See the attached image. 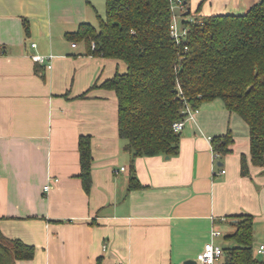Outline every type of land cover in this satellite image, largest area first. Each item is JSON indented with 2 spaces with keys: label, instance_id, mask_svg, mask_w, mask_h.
I'll return each mask as SVG.
<instances>
[{
  "label": "crops",
  "instance_id": "obj_1",
  "mask_svg": "<svg viewBox=\"0 0 264 264\" xmlns=\"http://www.w3.org/2000/svg\"><path fill=\"white\" fill-rule=\"evenodd\" d=\"M187 1L192 11L200 0ZM260 1L204 0L205 12L245 13ZM100 14L106 0H0V227L36 248L17 264H184L208 242L224 249V264L243 214L254 216L260 255L264 167L251 162L249 125L222 99L206 101L180 132L178 154L133 157L116 92L102 86L127 66L70 39L83 23L98 27ZM229 131L232 152L217 154L212 139ZM81 136L91 140L90 192Z\"/></svg>",
  "mask_w": 264,
  "mask_h": 264
},
{
  "label": "trees",
  "instance_id": "obj_2",
  "mask_svg": "<svg viewBox=\"0 0 264 264\" xmlns=\"http://www.w3.org/2000/svg\"><path fill=\"white\" fill-rule=\"evenodd\" d=\"M171 19L170 0H106L98 27L83 23L70 34V39L86 43L89 54L127 66L102 84L116 92L125 149L133 157L178 154L180 133L174 123L186 117L185 103L199 109L203 102L222 99L249 125L251 162L264 167V0L242 14L187 19V51L171 36ZM231 134L212 139L217 154L232 152ZM79 146L81 179L90 192V137L81 136ZM241 172L249 174L245 155ZM132 174L131 189L139 185ZM235 225L231 238L238 245L227 249L224 264H264L253 248L254 216H238ZM35 253L34 245L6 237L0 227V264L30 260Z\"/></svg>",
  "mask_w": 264,
  "mask_h": 264
},
{
  "label": "built area",
  "instance_id": "obj_3",
  "mask_svg": "<svg viewBox=\"0 0 264 264\" xmlns=\"http://www.w3.org/2000/svg\"><path fill=\"white\" fill-rule=\"evenodd\" d=\"M189 8V4L187 0H170V9H171V24H170V33L173 39L176 41L178 45H183L184 50H189V29L186 25L185 21L187 19L193 21L194 16L192 15H186V12ZM33 46H36V44H33ZM73 46H77V43H73ZM96 43H92V49H95ZM35 59L38 62L45 63L46 58L44 56H35ZM49 68L51 65L49 64ZM199 109H193L191 105L186 102L185 103V109L184 112L186 113V117L182 120L176 121L174 123V129L177 133H180L185 124L186 121L189 119H194L195 113ZM122 170H125V167L121 168ZM222 172H225V170H222ZM59 179L55 178V182H58ZM52 187L51 184H48L45 186V190H49ZM213 236H219L221 235V231L219 230H213L212 232ZM259 254H262L264 256V244L259 245L257 249ZM225 255V251L222 247L215 245L213 242H208L204 246V249L202 252H200L197 256V262H201L202 264H216L217 260L220 259L222 256Z\"/></svg>",
  "mask_w": 264,
  "mask_h": 264
},
{
  "label": "rangeland",
  "instance_id": "obj_4",
  "mask_svg": "<svg viewBox=\"0 0 264 264\" xmlns=\"http://www.w3.org/2000/svg\"><path fill=\"white\" fill-rule=\"evenodd\" d=\"M101 1H103L104 2V0H101ZM190 3H192L191 4V7H192V13H191V15L192 16H195L197 13H196V11H198V7H200L201 8V14L200 15H198L200 18L202 17H207L208 16V14H206V10L208 9V4H206L205 2H204V0H200L199 1V4L196 6L195 5V3L192 1V2H190ZM206 9V10H205ZM250 9V8H249ZM104 13V12H103ZM228 13V12H227ZM242 13H244V12H240V13H235V14H242ZM100 15H103V17H105V14H100ZM95 25H99V20H97V22H96V24ZM219 100H221V99H219ZM224 102V101H223ZM260 257L261 256H263L262 254H260L259 255ZM196 261H197V258L195 259ZM197 264H202L201 262H197Z\"/></svg>",
  "mask_w": 264,
  "mask_h": 264
},
{
  "label": "water",
  "instance_id": "obj_5",
  "mask_svg": "<svg viewBox=\"0 0 264 264\" xmlns=\"http://www.w3.org/2000/svg\"><path fill=\"white\" fill-rule=\"evenodd\" d=\"M190 13H191V8L189 7L186 12V15H189ZM184 264H197V261L190 259V260L185 261Z\"/></svg>",
  "mask_w": 264,
  "mask_h": 264
}]
</instances>
